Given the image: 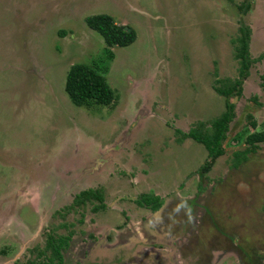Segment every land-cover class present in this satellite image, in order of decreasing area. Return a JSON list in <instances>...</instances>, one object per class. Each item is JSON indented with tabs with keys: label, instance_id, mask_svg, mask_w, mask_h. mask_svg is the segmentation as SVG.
<instances>
[{
	"label": "rangeland",
	"instance_id": "obj_1",
	"mask_svg": "<svg viewBox=\"0 0 264 264\" xmlns=\"http://www.w3.org/2000/svg\"><path fill=\"white\" fill-rule=\"evenodd\" d=\"M96 13L135 31L110 60L83 20ZM240 27L256 59L264 0H0V264L51 261L46 240L67 234L62 264H254L264 254V141L239 152L263 127L264 57L227 96L233 117L207 171L203 145L180 133L209 132L224 111L215 89L238 77ZM76 62L103 73L112 105L71 103L63 83ZM87 188L103 208L91 209L93 197L71 203ZM144 193L161 206L135 204Z\"/></svg>",
	"mask_w": 264,
	"mask_h": 264
},
{
	"label": "trees",
	"instance_id": "obj_2",
	"mask_svg": "<svg viewBox=\"0 0 264 264\" xmlns=\"http://www.w3.org/2000/svg\"><path fill=\"white\" fill-rule=\"evenodd\" d=\"M247 6V4H246ZM85 25L98 33L104 45V52L107 59H111L113 52L112 46L122 47L131 43L135 38V31L128 25H117L112 17L106 13L90 14L84 17ZM239 46L236 50V58L238 59L237 78L233 80L231 85L223 88H216L215 91L224 97V111L219 117L210 121V131L200 132L196 128H188L186 132H180L184 137H189L203 145L207 152L206 162L202 165V171H207L210 167L211 160L221 155L223 148L221 141L225 138L228 123L233 117L232 103L227 100L230 93L237 95L240 91V78L247 75L249 65L258 59L264 57V53L257 56L256 59L248 56L247 40L248 30L246 27H240ZM260 85H264V65L259 74ZM63 90L68 99L76 106L91 107L92 105H112L116 99L113 89L107 84L103 73L97 68L85 63H72L68 66L63 83ZM254 125V123H251ZM260 130H255L245 136L247 144L240 153V158L244 159L245 154L254 152L258 148V144L264 141V121ZM242 153V154H241ZM89 197H93L99 201L97 205L91 207L96 211L104 207L100 194L93 188L82 189L76 192L71 199L73 204H81ZM101 201V202H100ZM138 206L148 208L149 210L157 209L161 204V198L157 194H141L134 200ZM66 245V238L54 242L52 239L46 240V247L49 249L51 261L37 264H62L59 250Z\"/></svg>",
	"mask_w": 264,
	"mask_h": 264
},
{
	"label": "flooded vegetation",
	"instance_id": "obj_3",
	"mask_svg": "<svg viewBox=\"0 0 264 264\" xmlns=\"http://www.w3.org/2000/svg\"><path fill=\"white\" fill-rule=\"evenodd\" d=\"M196 195H198V193L197 194H194V196H196ZM163 199H166V197L164 196V198ZM161 200H162V198H161ZM188 201V200H187ZM188 203H189V201L185 204V206H183V208L185 209L186 208V211H188V212H186V213H190V211H192V209L190 208V207H188ZM161 205V204H160ZM169 206V205H168ZM168 206H167V204H166V207H165V209L166 208H168ZM196 206H198L197 204H196ZM176 208H178L179 210H180V214H179V218L181 219V221L183 222V221H185L187 218H186V216H181V209L179 208V207H176ZM164 209V210H165ZM171 209H169V210H167V211H165V213L166 212H168V213H166V215H165V217H164V219H163V223L165 224V226H166V228H167V224H168V222H169V220L167 219V214H169L170 213V216H171V218H172V216L174 215V212H175V210L174 211H171ZM194 212V211H193ZM197 214V220H196V225H197V228H199L200 227V225H201V220L199 221V218H200V215L198 214V213H196ZM198 221H199V223H198ZM198 223V224H197ZM172 224H173V228H175V227H178V225H179V223H176V221H174V222H172ZM183 224V223H182ZM70 234H67V237H66V245H67V243H68V236H69ZM70 237V236H69ZM131 252V251H130ZM255 253H257V255H253V257H254V259H252L251 260V262H253L254 264H264V254H261V256H258V255H260L258 252H256L255 251ZM131 255V254H130ZM132 256V255H131ZM100 260V259H99ZM98 261V259L96 260V262ZM61 262H62V259H61ZM86 262H88V261H85V260H82L81 261V263L82 264H87ZM95 262V263H96ZM89 264H93V263H89Z\"/></svg>",
	"mask_w": 264,
	"mask_h": 264
},
{
	"label": "crops",
	"instance_id": "obj_4",
	"mask_svg": "<svg viewBox=\"0 0 264 264\" xmlns=\"http://www.w3.org/2000/svg\"><path fill=\"white\" fill-rule=\"evenodd\" d=\"M163 201H167V198H166V199H164ZM165 203H166V202H165ZM144 209H145V208H144ZM131 251H132V252H134V249H131Z\"/></svg>",
	"mask_w": 264,
	"mask_h": 264
},
{
	"label": "clouds",
	"instance_id": "obj_5",
	"mask_svg": "<svg viewBox=\"0 0 264 264\" xmlns=\"http://www.w3.org/2000/svg\"><path fill=\"white\" fill-rule=\"evenodd\" d=\"M161 204H162V200H161ZM160 206H161V205H160ZM160 206H159V207H160ZM159 207H158V208H159Z\"/></svg>",
	"mask_w": 264,
	"mask_h": 264
}]
</instances>
